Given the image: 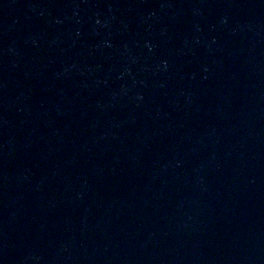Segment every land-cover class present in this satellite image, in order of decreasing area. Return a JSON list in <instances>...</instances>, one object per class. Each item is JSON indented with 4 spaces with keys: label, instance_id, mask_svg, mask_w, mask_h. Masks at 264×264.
I'll list each match as a JSON object with an SVG mask.
<instances>
[{
    "label": "water",
    "instance_id": "water-1",
    "mask_svg": "<svg viewBox=\"0 0 264 264\" xmlns=\"http://www.w3.org/2000/svg\"><path fill=\"white\" fill-rule=\"evenodd\" d=\"M0 264H264V0H0Z\"/></svg>",
    "mask_w": 264,
    "mask_h": 264
}]
</instances>
